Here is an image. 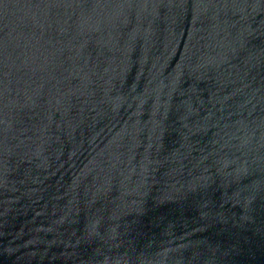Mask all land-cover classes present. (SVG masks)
I'll use <instances>...</instances> for the list:
<instances>
[{"label": "water", "instance_id": "obj_1", "mask_svg": "<svg viewBox=\"0 0 264 264\" xmlns=\"http://www.w3.org/2000/svg\"><path fill=\"white\" fill-rule=\"evenodd\" d=\"M0 264H264V0H0Z\"/></svg>", "mask_w": 264, "mask_h": 264}]
</instances>
